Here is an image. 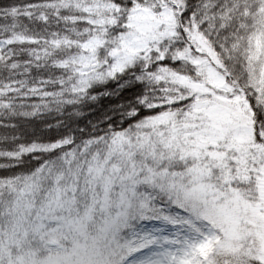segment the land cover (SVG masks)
Wrapping results in <instances>:
<instances>
[{
	"label": "snow or ice",
	"instance_id": "6c2138e0",
	"mask_svg": "<svg viewBox=\"0 0 264 264\" xmlns=\"http://www.w3.org/2000/svg\"><path fill=\"white\" fill-rule=\"evenodd\" d=\"M0 264H264V0H0Z\"/></svg>",
	"mask_w": 264,
	"mask_h": 264
}]
</instances>
